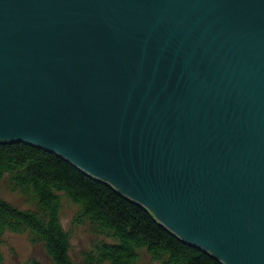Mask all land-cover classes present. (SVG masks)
<instances>
[{
    "label": "water",
    "instance_id": "water-1",
    "mask_svg": "<svg viewBox=\"0 0 264 264\" xmlns=\"http://www.w3.org/2000/svg\"><path fill=\"white\" fill-rule=\"evenodd\" d=\"M14 141L224 264H264V0H0Z\"/></svg>",
    "mask_w": 264,
    "mask_h": 264
},
{
    "label": "trees",
    "instance_id": "trees-1",
    "mask_svg": "<svg viewBox=\"0 0 264 264\" xmlns=\"http://www.w3.org/2000/svg\"><path fill=\"white\" fill-rule=\"evenodd\" d=\"M6 181L35 208L21 209L0 196V237L8 231L27 234L32 244L44 246L54 264H75L71 234L61 222L62 195L79 207L74 221L89 223L105 238L84 255V264H144L145 256L156 264H224L185 242L109 182L46 149L0 142V185Z\"/></svg>",
    "mask_w": 264,
    "mask_h": 264
},
{
    "label": "rangeland",
    "instance_id": "rangeland-1",
    "mask_svg": "<svg viewBox=\"0 0 264 264\" xmlns=\"http://www.w3.org/2000/svg\"><path fill=\"white\" fill-rule=\"evenodd\" d=\"M0 196L21 209H34L35 205L29 202L30 198L14 190L8 182L0 185ZM79 207L62 195L61 222L65 230L71 234L70 256L75 264H84V255L93 246L105 238L96 234V229L89 223L79 224L77 218ZM1 251L4 264H28L33 261L42 264H54L46 254L42 244H32L27 234L5 232L1 237ZM144 264H156L145 256Z\"/></svg>",
    "mask_w": 264,
    "mask_h": 264
}]
</instances>
